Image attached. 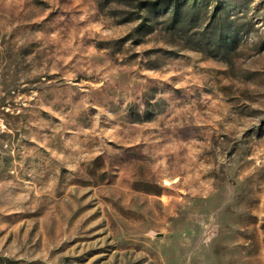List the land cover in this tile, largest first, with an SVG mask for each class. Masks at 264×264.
<instances>
[{
  "label": "rangeland",
  "instance_id": "1",
  "mask_svg": "<svg viewBox=\"0 0 264 264\" xmlns=\"http://www.w3.org/2000/svg\"><path fill=\"white\" fill-rule=\"evenodd\" d=\"M0 264H264V0H0Z\"/></svg>",
  "mask_w": 264,
  "mask_h": 264
}]
</instances>
